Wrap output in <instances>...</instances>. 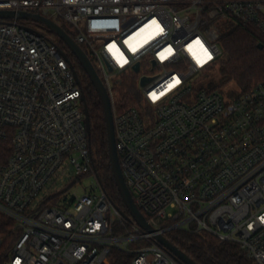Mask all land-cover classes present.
Wrapping results in <instances>:
<instances>
[{
	"label": "built area",
	"instance_id": "obj_1",
	"mask_svg": "<svg viewBox=\"0 0 264 264\" xmlns=\"http://www.w3.org/2000/svg\"><path fill=\"white\" fill-rule=\"evenodd\" d=\"M0 11L50 19L87 51L111 101L125 182L153 228L97 175L70 56L4 20L0 216L17 236L6 264H183L158 241L173 231L206 233L264 264V82L234 98L202 83L223 57L224 32L264 38V0H0ZM129 77L134 105L120 97ZM62 176L67 190L85 176L95 184L51 206Z\"/></svg>",
	"mask_w": 264,
	"mask_h": 264
},
{
	"label": "trees",
	"instance_id": "obj_2",
	"mask_svg": "<svg viewBox=\"0 0 264 264\" xmlns=\"http://www.w3.org/2000/svg\"><path fill=\"white\" fill-rule=\"evenodd\" d=\"M66 30L68 32V29ZM220 41L223 57L217 65L219 66V83L235 84L239 93L242 94L256 84L264 82V38L256 29L234 26L222 34ZM61 42V47L65 46L69 49L62 40ZM260 45H263V48H260ZM84 51L87 54L85 49ZM70 60L78 74L85 104L89 110L91 124L89 143L97 175L113 202L128 213L117 189L111 168L107 128L100 98L80 62L73 55L70 56ZM209 88L212 91H218V82H211ZM136 92L137 78H127L122 83L120 92L125 105L135 104ZM240 94L235 93L230 97L234 98ZM13 227L12 221L0 216V236L7 237L0 247V264L7 263L15 245L17 236L13 232ZM166 238L197 264H255L244 256L238 246L221 243L206 233L173 231L168 233Z\"/></svg>",
	"mask_w": 264,
	"mask_h": 264
},
{
	"label": "water",
	"instance_id": "obj_3",
	"mask_svg": "<svg viewBox=\"0 0 264 264\" xmlns=\"http://www.w3.org/2000/svg\"><path fill=\"white\" fill-rule=\"evenodd\" d=\"M33 20L46 27H48L57 37H59L69 48L72 55L80 62L87 75L89 76L93 86L95 87L98 96L100 98L104 119L107 128V137H108V146H109V157L113 176L115 183L121 199L124 202V205L130 214V216L144 229L147 231H153V228L148 224L144 215L140 212L136 206L133 196L125 182L123 171L121 168L119 155L116 147V138H115V128L113 121V112L111 101L107 92L106 87L102 83L97 71L94 68V65L85 51L71 38V36L60 26L52 22L50 19L44 18L40 15H32L29 13H16L14 11H0V21L4 20ZM260 48H263V45H260ZM65 55V54H64ZM71 68L75 71L72 62L70 61ZM136 72H139V66L136 67ZM148 82L147 79L142 81V85H145ZM85 103V98L83 97ZM85 124L87 127L88 134L91 133V124L89 117V110L85 104ZM159 243L164 247V249L170 253L176 260L180 261L183 264H197L193 259L187 256L184 252L179 250L175 245H173L166 237L161 236L158 238Z\"/></svg>",
	"mask_w": 264,
	"mask_h": 264
},
{
	"label": "rangeland",
	"instance_id": "obj_4",
	"mask_svg": "<svg viewBox=\"0 0 264 264\" xmlns=\"http://www.w3.org/2000/svg\"><path fill=\"white\" fill-rule=\"evenodd\" d=\"M20 24L32 29H35L39 31L40 33L44 34L47 36L48 39H51L59 44H61V39L55 35L48 27L33 21V20H19ZM63 47V46H62ZM66 47L64 46L63 49L66 51V53L71 56L72 53L69 49H65ZM219 66L213 69L212 73H209L202 79L203 84H210L211 82H218V92L223 94V95H235L240 94L239 89L235 84L232 83H219L220 81V75L218 72ZM232 98V97H231ZM69 184V179L66 176H62L58 179L56 184L54 185L53 189L59 192H63L60 196L57 198L53 199L50 203L51 206H63V207H69L68 204H66L65 200L67 202L69 199H71L74 195L81 196L87 191L91 190L94 187L95 184V179L91 176H85L80 179H78V182L70 189H66V187ZM67 190V191H66ZM7 237L6 236H0V247L4 244L6 241Z\"/></svg>",
	"mask_w": 264,
	"mask_h": 264
},
{
	"label": "snow or ice",
	"instance_id": "obj_5",
	"mask_svg": "<svg viewBox=\"0 0 264 264\" xmlns=\"http://www.w3.org/2000/svg\"><path fill=\"white\" fill-rule=\"evenodd\" d=\"M211 57L209 56V59H210ZM172 85H170V87H171Z\"/></svg>",
	"mask_w": 264,
	"mask_h": 264
}]
</instances>
